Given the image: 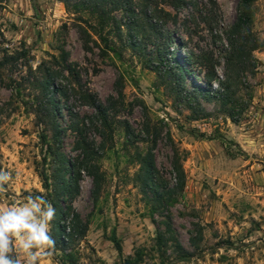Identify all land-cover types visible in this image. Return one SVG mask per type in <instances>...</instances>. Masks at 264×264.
<instances>
[{
    "label": "rangeland",
    "instance_id": "rangeland-1",
    "mask_svg": "<svg viewBox=\"0 0 264 264\" xmlns=\"http://www.w3.org/2000/svg\"><path fill=\"white\" fill-rule=\"evenodd\" d=\"M187 1L177 11L152 0L170 12L162 21L142 15L134 23L114 11L117 21L103 32L112 49L86 22L96 20L85 10L69 11L61 0L0 1V167L13 177L0 205L37 190L52 202L42 172L54 190L58 153L75 168L76 180L58 201L67 225L77 215L86 232L80 224L65 241L53 234V264H64L69 253L76 264H124L114 233L125 257L143 253L140 264H264V0ZM241 14L250 19L241 35L255 61L241 75L242 112L233 122L212 95L195 89H216V79L208 83L213 71L225 78L226 34ZM47 68L60 73L55 86L67 91L59 96L58 140L33 111L40 94L33 83ZM86 91L96 105L83 97ZM83 144L98 187L82 162ZM149 153L159 191L177 185L175 158L186 174L183 191L154 211L138 177L137 159ZM167 223L190 259L180 260L170 241L164 257L158 251L156 237Z\"/></svg>",
    "mask_w": 264,
    "mask_h": 264
},
{
    "label": "trees",
    "instance_id": "trees-1",
    "mask_svg": "<svg viewBox=\"0 0 264 264\" xmlns=\"http://www.w3.org/2000/svg\"><path fill=\"white\" fill-rule=\"evenodd\" d=\"M61 1L65 4L66 8L69 11L72 10L73 7H75V10H85L89 14V17L94 18L96 20L95 24L90 23L88 19L86 22L89 23V26L93 28L94 32L99 35L101 40L105 42L106 47L111 49L112 45H110L109 37L105 36L103 32L107 27L111 26L112 22L117 21V19L112 14L114 11L122 10L126 16H133L135 19L134 23H138L139 17L142 15L156 17L159 19V21H162L163 19H166L170 16L169 11H165V9L162 8L159 9L158 6L151 5L152 0H75L77 1V3L74 6H72L73 0ZM165 2L167 5L171 6L174 10L177 11L189 4L187 0H165ZM192 5L193 7L197 6L194 3ZM249 20L250 19H248V17L244 18V15L241 14L238 17V20L232 26L231 31L226 34V39L228 42L227 49L229 50V54L226 57L227 71L225 73V78H219L215 71L208 75V83L216 79L218 81V87L213 90L210 88H203L201 86H198L195 89V92L198 95H212V100H215L219 103L224 114L230 117L233 122L239 121V115L242 112L238 110V107H240V102L237 98L241 92V75L247 70L248 62H250L251 65V63L255 61L254 58H252V61H249L251 60L250 58L252 51L251 48L250 50L245 48V37L241 35L243 24H247ZM210 24L211 23H209V29H211V31L213 32V27ZM214 36L216 37V35ZM257 48H259V45H257V47H253V50ZM64 56H66V53H64ZM5 60L9 61L8 58H6ZM2 64L3 62L0 63V65ZM62 64L63 67L66 68V70L70 69L71 67L70 64L67 63L66 59L62 61ZM234 70H237L238 72L235 73ZM59 75L60 73H58L56 70L47 68L45 71V75L43 77H37L36 81L33 83V88L38 90V92L40 93L36 96V98L38 99L37 104L33 106V111L36 115L37 122L39 124H43L45 128L51 126L54 132L55 140L59 139V135L61 133V128L59 127L58 123V114L60 107L59 96H67V91H65L60 86H55V80H57V77ZM247 88H249V86ZM83 94V97L88 101V103L96 105L95 101L93 100L94 96L89 91H86ZM252 98L253 94L248 93L247 99L251 101ZM198 106L200 107V104H198ZM247 107L248 104L245 108ZM200 109L204 110L202 109V107H200ZM241 110L244 109L241 108ZM204 114H206L205 111ZM103 119L105 120V122H107V116H105L104 114ZM41 138L42 141L47 144L48 149H50L51 144H49L47 134H42ZM79 146H81L80 143ZM82 146L84 147V144ZM83 149L85 150L86 159L82 162L85 163V167L94 176L95 185L98 187L100 180L99 174L94 171L96 167H94V164L91 163L92 157L89 153V150L85 147ZM57 159L60 161V167L57 171L59 184L55 186L54 190H52L53 185L50 181V177L45 171L42 172V177L44 187L48 191L47 195L51 199V203L57 210V219L54 222L53 234L58 238V240L65 241L67 240V238L69 239L70 233H67L68 230H70V232L72 230L74 231L81 224V233L84 234L86 232V227L79 221L77 215L73 219V221H71V226L67 225V223L65 222L67 213L66 210L61 208L59 205V193L65 192L72 187L73 181L76 180L75 168L73 167V165L72 167H69V162L65 158V155L63 153H58ZM137 160L141 163L142 166L141 172L138 173V177L140 178L139 180H141L142 184V190L148 197L147 202H154L152 211H154L158 203L163 204L164 201L168 200V198L174 199L175 196L183 191L186 183V174L184 173L183 166L180 163L179 158H175L174 161V171L177 174V185L174 188L166 187L167 189L164 191H159L160 186L158 185V180L156 177L157 169L155 168L152 154L149 153L148 156L138 157ZM171 228L172 227L169 225V223H167L165 232L159 230L156 237L158 251H161L164 257V255L166 254V249H163V247L167 246L168 242L170 241L175 245V252L179 255L180 260L190 259L192 254L188 252L174 236L169 235V233L172 231ZM111 240L115 243L120 258L123 259L122 261L124 262V264H140L143 262L142 252H137L135 257L124 256L121 240L118 239L116 233H114ZM63 260L64 264H68V262L76 264V259L74 258V255L72 253L64 254Z\"/></svg>",
    "mask_w": 264,
    "mask_h": 264
},
{
    "label": "clouds",
    "instance_id": "clouds-1",
    "mask_svg": "<svg viewBox=\"0 0 264 264\" xmlns=\"http://www.w3.org/2000/svg\"><path fill=\"white\" fill-rule=\"evenodd\" d=\"M12 174L0 167V194L12 187ZM57 210L42 190L0 205V264H53Z\"/></svg>",
    "mask_w": 264,
    "mask_h": 264
}]
</instances>
